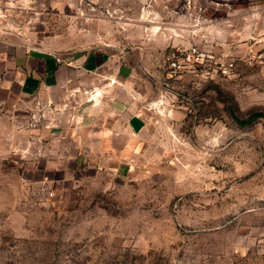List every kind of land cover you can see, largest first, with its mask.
<instances>
[{
	"label": "rangeland",
	"instance_id": "rangeland-1",
	"mask_svg": "<svg viewBox=\"0 0 264 264\" xmlns=\"http://www.w3.org/2000/svg\"><path fill=\"white\" fill-rule=\"evenodd\" d=\"M18 49L106 52L149 118L124 159L91 129L50 141L42 107L16 140L7 112L0 264H264V0H0Z\"/></svg>",
	"mask_w": 264,
	"mask_h": 264
},
{
	"label": "crops",
	"instance_id": "crops-1",
	"mask_svg": "<svg viewBox=\"0 0 264 264\" xmlns=\"http://www.w3.org/2000/svg\"><path fill=\"white\" fill-rule=\"evenodd\" d=\"M108 55L80 54L61 61L34 50L0 51V129L6 128L8 112L16 140L25 119L31 137L47 123V139L74 145L78 153L85 143L80 130L91 129L100 140L113 143L116 155H132L134 137L148 128L149 114L139 108L141 96L135 97L133 67ZM41 107L46 120L38 126ZM17 143L14 151H22V141ZM4 153L0 149V157Z\"/></svg>",
	"mask_w": 264,
	"mask_h": 264
},
{
	"label": "built area",
	"instance_id": "built-area-1",
	"mask_svg": "<svg viewBox=\"0 0 264 264\" xmlns=\"http://www.w3.org/2000/svg\"><path fill=\"white\" fill-rule=\"evenodd\" d=\"M197 53L198 52H197L196 49L190 50L189 52H187V54L185 56H184V52H179V51L172 52L169 55V57H168V61H169V64H170L171 73L172 74H179L180 72H182L183 70H185V68L187 67L184 64L185 59L192 60V58H195L196 57ZM180 54L182 56H184L182 59H180V57H181Z\"/></svg>",
	"mask_w": 264,
	"mask_h": 264
},
{
	"label": "trees",
	"instance_id": "trees-1",
	"mask_svg": "<svg viewBox=\"0 0 264 264\" xmlns=\"http://www.w3.org/2000/svg\"><path fill=\"white\" fill-rule=\"evenodd\" d=\"M253 116L257 117L258 114H255V115H253ZM255 117H250V118L247 119L246 121H240V122H241L243 125H249V124L252 123V121L255 119Z\"/></svg>",
	"mask_w": 264,
	"mask_h": 264
}]
</instances>
